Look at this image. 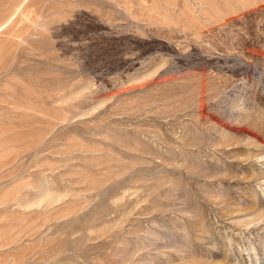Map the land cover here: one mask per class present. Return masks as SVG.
Segmentation results:
<instances>
[{"label":"rangeland","instance_id":"obj_1","mask_svg":"<svg viewBox=\"0 0 264 264\" xmlns=\"http://www.w3.org/2000/svg\"><path fill=\"white\" fill-rule=\"evenodd\" d=\"M0 264H264V0H0Z\"/></svg>","mask_w":264,"mask_h":264}]
</instances>
